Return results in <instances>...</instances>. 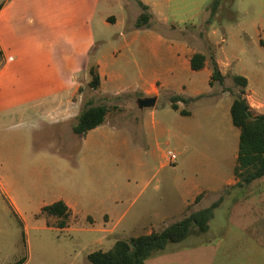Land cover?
<instances>
[{
    "label": "rangeland",
    "instance_id": "obj_1",
    "mask_svg": "<svg viewBox=\"0 0 264 264\" xmlns=\"http://www.w3.org/2000/svg\"><path fill=\"white\" fill-rule=\"evenodd\" d=\"M89 1L90 13L84 14L88 0H54V12L51 0H7V8L21 2L22 10L0 19V34L4 33L0 42V81L9 91L23 84L21 73L34 80L36 65L46 55L55 56L66 67L74 57L80 79L84 69L89 78L90 65L97 66L100 61L113 79L111 87L124 88L111 93L106 81L104 88L100 84L92 88L88 82L81 85L79 112L89 103L109 106L103 123L82 137L72 130L78 113L68 121L43 127L30 126V107L36 100L27 102L29 120L0 108V172L7 188L17 195L28 225L24 231L0 189V264H12L21 258H25L23 264H92L87 259L90 252L107 250L118 238L151 231L143 223H133L132 216L151 200H159L167 179L171 184L172 179H178L185 169L186 154L178 128L164 134L147 128L152 125L153 109L174 114L170 107L173 90H162L155 105L140 107L142 94L133 88L139 73H147L152 67L166 76L164 65L174 63L173 40L196 39L210 66L212 57H216L225 75L222 85L234 95L241 86L235 84L233 75L239 74L249 80L250 89L264 97V0H221L213 16L209 8L213 0H143L154 2L157 11L153 15L149 8V22L139 28L136 20L143 9L138 0ZM111 16L117 22L108 20ZM190 70L176 69V84H190L194 79L203 83V73ZM246 94L244 89L245 98ZM168 150L177 155L174 165H164ZM69 162L75 163L74 170L68 167ZM175 188L173 185L174 193ZM62 193L73 196L79 206L76 222L64 230L56 226L57 217L40 211V203H51ZM87 212L95 217L94 224L86 218ZM103 212L118 214L114 221L123 216L113 235L101 237L103 234L97 231ZM178 215L173 214L167 221L179 219ZM213 222V228L223 223L221 211ZM213 228L212 234L196 237L192 233L180 242L168 243L146 264L162 254L204 253L203 248H196V242L213 237ZM223 246L228 247V241ZM235 254V264H264V246L253 241L235 246Z\"/></svg>",
    "mask_w": 264,
    "mask_h": 264
},
{
    "label": "crops",
    "instance_id": "obj_2",
    "mask_svg": "<svg viewBox=\"0 0 264 264\" xmlns=\"http://www.w3.org/2000/svg\"><path fill=\"white\" fill-rule=\"evenodd\" d=\"M141 1L149 6L153 15H156L157 9L154 2ZM88 4L87 7L85 4L83 6L84 14L90 13L89 0ZM53 5L54 0H51V12H54ZM7 7V0L0 2V19L2 17L7 19L9 14H18L22 10L21 2L12 4L9 8ZM57 9L56 7V11ZM108 20L117 22V19L113 16L108 17ZM215 32L216 29L214 28L211 33L214 34ZM2 36H4V33L0 34V42ZM205 37L209 42L211 41L210 36L205 35ZM156 41L158 40L155 39L154 44H156ZM173 41L171 57L174 59V63L173 65H164L167 67L166 76L153 67L151 71L148 69L147 73L140 72L133 90L142 94V97L155 96L154 105L162 90H173L174 93H171L170 97L173 95L198 97L188 103L181 100L177 101L179 109L189 111L187 115L173 109L171 102L170 107L174 114L153 109L150 112L152 125L147 127L155 128V131L159 134L170 132V128H178L180 141L186 154L184 159L185 169L182 170L178 179H172V184L167 179L164 190L159 192V200L157 202L151 200L145 204L138 212L133 214L132 222L143 223L151 231L154 230L155 226L161 229L174 222L167 221L173 214L174 216L179 214L178 218L181 219L190 211L210 206L223 195L222 201L214 209L208 229L203 233L212 234L211 228L213 227L211 225L219 211L223 213V223L213 228L215 230L213 237L207 241L196 242V248L198 250L203 248L204 253L162 254L157 258H153L152 264L161 261H164L165 264H171L169 263L171 261L178 262V264H180L179 262L186 264H196L195 262H198L197 264H204L203 262L235 264V246L247 244L249 241L264 246V175L253 179L248 184L239 185L240 179L234 174V168L237 164L240 130L233 124L230 113L235 95L231 92V89L222 85L224 82L217 85L214 82L210 83L212 68L208 64L205 50L197 47L196 39L180 37L178 40ZM78 49L81 50L82 48ZM196 52H201L206 56L205 65L199 70H193L190 66V59ZM24 53L28 54L26 48H24ZM214 59L224 75L220 61L216 57ZM70 62V65L66 67L61 65L64 63H59L55 56L40 57L36 65L35 79L28 80L21 73L24 82L15 90L10 89L9 91V87L7 88L1 80V110L10 115L20 113L21 117L28 119L29 105H27V102L36 100L30 107L32 109L30 126L43 127H50L53 124L68 121L77 113L79 114L78 110L83 98V93L79 89L82 84L90 80V77H87L84 69L83 78L80 79L75 72L76 67H79L78 62L75 61L74 57L70 59ZM96 64L100 75V86L104 88L106 81L107 86L111 87L113 79L107 74L106 65L100 61ZM176 69L185 71L191 69L192 73H203V83L194 79L190 84H186L184 81L176 84L178 76L175 73ZM247 81L245 90L248 103L254 112L264 113V97L257 95L253 89H250L249 80L247 79ZM120 89L124 90L120 85L119 88H112L111 93H118ZM157 114H159V119H157ZM218 128H221L222 133L219 132ZM164 155L167 159L165 165L169 160L167 152ZM60 157L64 158L63 155ZM68 167L74 170L76 165L69 162ZM5 181V176L0 172V189L5 195L12 212L21 220L23 229L26 231L28 225L26 218L20 211L17 195L7 188ZM148 183L146 182L143 188ZM173 185L176 187L175 193L172 190ZM58 196L54 201L63 200L70 209L67 226L59 227L64 230L76 222L74 217L79 215V206L71 195L62 193ZM116 201L117 197H115ZM46 204L50 203H40V211ZM117 216L118 214L114 212L102 213V223L100 227H97V231L103 234L101 237L113 235L118 223H121L123 219L121 215L114 221ZM87 217L90 218L91 224L95 223V217L92 213L87 212ZM195 234L198 237L201 233ZM225 241H228V247H222Z\"/></svg>",
    "mask_w": 264,
    "mask_h": 264
},
{
    "label": "trees",
    "instance_id": "obj_3",
    "mask_svg": "<svg viewBox=\"0 0 264 264\" xmlns=\"http://www.w3.org/2000/svg\"><path fill=\"white\" fill-rule=\"evenodd\" d=\"M221 0H213L210 4V16H213ZM143 9L136 20V26L141 27L149 22L151 13L149 6L138 0ZM205 54L196 52L190 59V66L193 70H199L205 65ZM212 73L210 83L218 81L224 82V75L221 73L216 60L212 57ZM90 80L88 85L97 88L100 84V75L97 66L89 67ZM233 80L237 86H241L234 96L230 113L235 126L240 130L237 164L234 174L239 177V185H245L264 175V113L254 112L243 96L247 86V78L243 75H233ZM198 97H183L173 95L170 97L171 107L181 114L187 115L189 111L179 109L177 101L185 103L196 100ZM109 112V106L103 103H89L82 107L76 117V123L72 130L79 136L85 135L89 130L99 126L105 120ZM223 199L221 195L210 206L190 211L181 219L176 220L161 229L152 230L149 233L130 236L128 238H118L113 245L107 249H97L87 255V259L92 264H145L146 260L157 252L163 251L168 243L180 242L192 233H203L208 229L209 221L213 216L214 209ZM41 211L50 216L58 218L57 227L67 226L70 217V209L63 200H57L46 204ZM17 217V215L13 212ZM25 258H21L12 264H23Z\"/></svg>",
    "mask_w": 264,
    "mask_h": 264
},
{
    "label": "water",
    "instance_id": "obj_4",
    "mask_svg": "<svg viewBox=\"0 0 264 264\" xmlns=\"http://www.w3.org/2000/svg\"><path fill=\"white\" fill-rule=\"evenodd\" d=\"M155 100H156L155 96L141 97L138 99V105L140 107L152 106V105H154Z\"/></svg>",
    "mask_w": 264,
    "mask_h": 264
},
{
    "label": "built area",
    "instance_id": "obj_5",
    "mask_svg": "<svg viewBox=\"0 0 264 264\" xmlns=\"http://www.w3.org/2000/svg\"><path fill=\"white\" fill-rule=\"evenodd\" d=\"M167 156H168L169 163L174 165L176 163V159H177L176 153L172 152L171 150H168Z\"/></svg>",
    "mask_w": 264,
    "mask_h": 264
}]
</instances>
